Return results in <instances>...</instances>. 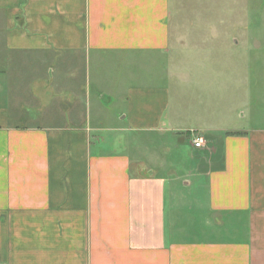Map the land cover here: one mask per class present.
<instances>
[{
  "label": "crops",
  "instance_id": "crops-1",
  "mask_svg": "<svg viewBox=\"0 0 264 264\" xmlns=\"http://www.w3.org/2000/svg\"><path fill=\"white\" fill-rule=\"evenodd\" d=\"M171 22V0H0V264H264V126L173 105Z\"/></svg>",
  "mask_w": 264,
  "mask_h": 264
},
{
  "label": "rangeland",
  "instance_id": "rangeland-1",
  "mask_svg": "<svg viewBox=\"0 0 264 264\" xmlns=\"http://www.w3.org/2000/svg\"><path fill=\"white\" fill-rule=\"evenodd\" d=\"M171 9L172 62L183 77L171 83L173 105L182 98L211 117L230 115L244 127L264 126V0H171ZM166 135L163 148L171 149L170 143L179 149L171 146L157 159L162 164L173 160L180 170L186 144L171 132ZM143 136L104 133L96 138L110 140L103 148L122 150V142Z\"/></svg>",
  "mask_w": 264,
  "mask_h": 264
},
{
  "label": "built area",
  "instance_id": "built-area-1",
  "mask_svg": "<svg viewBox=\"0 0 264 264\" xmlns=\"http://www.w3.org/2000/svg\"><path fill=\"white\" fill-rule=\"evenodd\" d=\"M192 144L194 147H200L202 145V139L199 136H195L192 139Z\"/></svg>",
  "mask_w": 264,
  "mask_h": 264
}]
</instances>
